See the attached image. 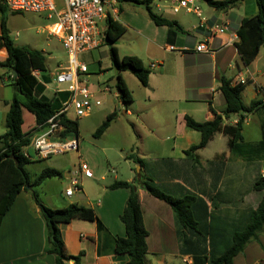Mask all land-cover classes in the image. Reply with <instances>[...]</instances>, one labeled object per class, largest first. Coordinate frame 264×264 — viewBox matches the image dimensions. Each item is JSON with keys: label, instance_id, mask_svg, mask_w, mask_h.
Listing matches in <instances>:
<instances>
[{"label": "crops", "instance_id": "0c3cea01", "mask_svg": "<svg viewBox=\"0 0 264 264\" xmlns=\"http://www.w3.org/2000/svg\"><path fill=\"white\" fill-rule=\"evenodd\" d=\"M116 5L118 8L117 2ZM151 7L163 17L177 21L182 29L157 25L143 5L132 10L124 9L123 5V10H118L117 17L113 18L126 27L117 41L129 34L124 42L129 51L122 54L119 43L115 46L120 56L136 55L151 69L148 84L143 85L130 71H123L121 75L132 92V101L123 103L118 90H111L109 93L113 95V105L111 103V106L108 104L100 108L102 103L84 116L93 115V125L99 127L107 115L125 106L123 113L128 118L135 117L138 122L135 126L133 123L132 129L137 132L139 142H124L116 150V146L100 147L79 133V150L76 154L51 160L46 166L37 165L46 158H31L26 168L32 179L46 168H55L63 176L47 179L34 188L26 187L17 196L0 223V264H56L54 254L49 251L48 229L41 208L34 198V190L42 203L50 208H63L77 203L92 207L97 213L104 226L102 229L95 220L80 218L60 224L66 249L70 255H81L80 264L129 262V255L114 251L116 238L126 236L121 216L129 196L126 188H111L116 181L137 183L139 186L144 223L149 231L146 264H192L193 260L191 255L180 251L182 238L179 233H187V230L177 223L175 212L167 202L150 195L139 185V179L143 176L151 178L157 187L170 195L194 194L203 198L209 209L221 217L222 221L218 223L223 227L221 232L226 234L227 239L235 229L243 225L244 214L258 205L260 196L255 199L256 194L246 195L251 187L245 191L238 186L244 178L254 184L259 176L264 175L263 156L249 160L231 151L228 136L223 133H217L206 147L197 152V161L185 153L201 140L199 131L196 134V130L187 127V115L200 122L212 120L215 117L210 109L212 105L216 112L222 114L225 124H236L238 116L226 119L223 113L226 108V99L220 89L223 77L231 79L233 85V79L238 75L247 80L242 92L247 106L259 98L264 90V48L260 49L249 65H245L236 46L240 20L257 13L255 0H240L226 9L207 4L204 9L200 7L204 21L194 12L185 9L175 12L170 6H161L157 0L152 2ZM216 27H225V32H216ZM130 36L132 41L128 40ZM200 43L207 44L212 51H197L195 47ZM171 47L174 49L171 50ZM0 52L3 56L7 55L4 47H0ZM3 74V79L0 78L1 91H4V82L10 80L5 69L0 68V75ZM40 76L38 78L43 88L39 96L48 99L56 97V88L51 94H46L50 83L42 78L41 72ZM99 85L103 84L91 87L95 89ZM9 103L0 92V105L3 104V111L0 109V136L7 130ZM60 106L61 102L58 101L57 110ZM81 119H73L78 121L79 131ZM119 119L117 115L112 122ZM263 123L264 108L245 113L242 133L246 143L259 144L263 138ZM33 127L35 119L28 129L23 125V130L27 132ZM252 128L256 136H259L254 140L245 135V130ZM112 130L110 125L96 138L102 139ZM251 132L250 136L254 133ZM147 135L155 140L173 139L170 155H162L154 150L145 156L142 136ZM207 149H211L212 153L205 156ZM109 151H115L117 157L110 156ZM133 153L144 160L143 166L128 158ZM82 160L89 164L91 174L78 173L79 190L67 196L65 191ZM66 264H75V259H70ZM233 264H264V229L247 243Z\"/></svg>", "mask_w": 264, "mask_h": 264}, {"label": "trees", "instance_id": "16d2710c", "mask_svg": "<svg viewBox=\"0 0 264 264\" xmlns=\"http://www.w3.org/2000/svg\"><path fill=\"white\" fill-rule=\"evenodd\" d=\"M118 3V10H123L124 3L143 5L149 17L157 25H167L182 29L181 25L170 20L152 10L151 4L154 0H115ZM208 5L218 9H226L235 5L240 0H205ZM257 13L254 16L244 17L240 20L237 28L239 41L236 46L241 55L243 63L249 65L258 55L261 48H264V0H255ZM8 9L0 5V47L6 49V57L0 60V68L6 69L5 74L11 78L16 93L24 97L20 99L15 95L9 103L10 107L6 114V132L0 136V223L3 216L11 209L17 196L27 186L34 188L50 178H61L62 172L55 168H46L32 179L26 166L31 159L25 156L24 149L31 143L33 134L43 128L47 121L55 114L58 101L66 98L67 94L62 93L59 97L48 99L39 96L42 91V84L34 74L35 70L44 72L47 70L46 53L43 50L19 45L11 37L7 27L6 15ZM107 27L104 30V39L110 44V58L113 66L117 70L116 88L123 103L132 101V92L124 81L121 72L130 71L143 85L148 84L151 69L143 60L136 55L120 56L114 43L125 32L126 27L109 15ZM18 73L15 77L11 70ZM4 74L0 75L3 79ZM45 78V77H44ZM43 78V79H44ZM46 81V79H44ZM47 82V81H46ZM246 84H232V80L223 77L220 89L226 99L224 116L226 119L238 116L236 124H225L222 114L210 105L215 117L209 121H196L191 116H186V125L192 130L201 133V140L198 144L192 145L185 151L188 157L197 161V152L206 147L217 133L228 136V145L231 151L247 159L264 157V123L263 138L257 145L246 143L242 133L245 113L259 111L264 108V90L259 98L253 100L249 106L245 105L242 92ZM61 100V101H60ZM33 114L35 127L25 132L23 125L25 122L24 111ZM117 117L116 112L107 115L106 119L94 132L95 137L101 136ZM57 122L65 126L63 136H79V124L77 120L68 119L62 115L56 119ZM136 164L144 165V160L133 153L128 156ZM18 161V163H17ZM139 185L150 195L167 202L175 212L177 223L187 230V233H179L181 239V253L189 254L192 257V264H233L235 257L243 252L247 243L258 236L264 229V175L259 176L253 190L261 194L258 205L251 208L244 214V223L235 229L230 236L221 232V217L215 215L207 202L194 194L183 196L170 195L157 187L151 178L143 176L139 179ZM111 188H126L129 190L128 200L121 216L126 228V236L118 237L115 241L114 251L117 254H127L130 259L127 264H146V256L149 251L147 238L149 231L145 226L141 200L138 193V184L127 181H116ZM36 202L39 204L48 229V239L50 249L54 254L56 264H66L74 258L75 264L81 263V255H70L66 249L62 238L60 224L69 223L75 218L95 220L99 228L103 224L92 207L69 204L63 208L53 209L42 203L38 193L33 192Z\"/></svg>", "mask_w": 264, "mask_h": 264}, {"label": "built area", "instance_id": "2783aa9c", "mask_svg": "<svg viewBox=\"0 0 264 264\" xmlns=\"http://www.w3.org/2000/svg\"><path fill=\"white\" fill-rule=\"evenodd\" d=\"M161 6H170L175 12L185 9L194 12L204 21V17L197 0H157ZM0 5L10 11H32L45 13L50 22L45 26L46 32L58 38L69 58L68 69L62 70L55 77V94L62 99L61 106L47 121L46 125L36 131L28 147L32 146L34 153L29 148L24 151L28 158H47L49 156L79 150L78 136H63L65 126L56 119L65 115L68 119H78L87 116L93 108L101 106L102 92H110L108 85H99L92 88L87 77L89 68L86 62L81 61V54L96 50L104 41V31L100 23L107 20L109 15H117L118 8L115 0H0ZM216 32L224 33L225 27H216ZM174 47H171L173 50ZM195 49L210 53L212 50L205 43L198 44ZM38 70L34 71L37 76ZM38 77V76H37ZM235 84H245L247 80L242 76L233 79ZM65 85V88H61ZM61 98V97H60ZM73 116V117H72ZM73 118V119H72ZM78 173L90 175L91 169L86 161H80L75 176L66 189L67 196L79 190ZM184 262H187L185 260Z\"/></svg>", "mask_w": 264, "mask_h": 264}, {"label": "rangeland", "instance_id": "374dc122", "mask_svg": "<svg viewBox=\"0 0 264 264\" xmlns=\"http://www.w3.org/2000/svg\"><path fill=\"white\" fill-rule=\"evenodd\" d=\"M197 4L199 7L203 8L207 7V4L203 0H197ZM133 6V7H132ZM138 5H134L132 3H124V9L132 10L136 8ZM141 7V6H140ZM1 16V15H0ZM6 22L7 27L10 31L11 37L15 40L16 44L19 45H28L30 47L44 50L46 53L47 59H46V65L47 70L44 72H41L42 78L46 79L48 83V89L46 90V94H51L54 88H56L55 83V77L56 75L61 72L62 70L68 69L69 66V58L66 50L63 47L62 42L54 37L49 35L46 30L44 29L45 26L50 22L49 19H47L45 13H38V12H32V11H8L6 15ZM117 17L116 15H114ZM1 21V17H0ZM100 29L101 31H104L106 29V22L100 23ZM126 37L120 39L119 41H116L114 43L118 44L120 46V53H126L128 48L124 45L125 40H127ZM129 41H132V37L130 36ZM110 44L104 39L101 46L98 47L96 50L87 52L84 54H81L79 56V59L81 61H84L87 63L89 68V76H86L89 83L91 85H98L102 83L103 85H108L110 89L113 92L117 91L116 88V80H117V70L113 66L111 58H110ZM131 53V52H127ZM6 54V53H5ZM6 56V55H5ZM5 56H3L0 52V60L4 59ZM4 57V58H3ZM6 72V69H5ZM9 79V75H7ZM37 76L41 78L40 72H37ZM4 91H1L3 93V96L6 100L11 102L15 95L17 94V97L20 99H24L22 95L19 93H16L15 87L12 84V81L8 80L4 82ZM61 88H65V85H61ZM111 92V91H110ZM111 93H102L100 96L103 98V105L100 108H104L108 104L111 106L114 104L113 95H110ZM1 111H3V104L0 105ZM125 110V106H120L117 110V115L119 116L118 121H114L111 123L113 130L108 135H105L102 139H97L93 136L92 132L95 131V129L98 127L96 125H93L92 116L90 117H82L81 123H80V136L83 138H86V140H90L96 144H98L100 147H110V146H116L114 147L116 150L119 149L118 147L122 145L124 142H129L130 140L139 142L138 134L134 129H132V125L134 123L138 124L135 117H129L123 113ZM25 115V124L24 128L28 129L31 126V123L34 122V116L27 110L24 111ZM95 119V118H94ZM105 120V119H104ZM103 120V121H104ZM102 121V120H101ZM101 122H98V124ZM175 123V122H174ZM252 131V132H251ZM253 133V128L251 130L246 129L245 135L248 139L254 140L257 139L259 136H256V133L254 132L252 136H250L249 133ZM146 134H148L147 131H145ZM196 134H198V131H195ZM75 136V134H72L71 136ZM143 137V149H144V155H148L149 153H152L151 151H158L162 155H170L171 146L173 139L169 140H163L158 139L155 140L151 136H142ZM249 144H253L252 142H248ZM137 146H135L136 149ZM29 152L34 153V149L32 146L29 147ZM77 151H69L66 153H60L55 154L52 156L47 157L45 160L39 161L37 163L38 166H46L47 163L51 162V160H56L59 158H66L67 156H72L76 154ZM110 156L117 157L115 151H109ZM156 153V152H154ZM211 149H207L205 151L204 155H210ZM263 163L261 164V166ZM238 184V183H237ZM250 185V186H249ZM253 185L250 184L248 181L244 180L241 182V185L238 187H241L242 189H246L251 187L250 190H247V196L251 194H256L255 199L257 197H261V194L257 191L253 190ZM254 199V200H255ZM240 200V197L239 199Z\"/></svg>", "mask_w": 264, "mask_h": 264}, {"label": "water", "instance_id": "95a60500", "mask_svg": "<svg viewBox=\"0 0 264 264\" xmlns=\"http://www.w3.org/2000/svg\"><path fill=\"white\" fill-rule=\"evenodd\" d=\"M11 72L14 73L15 77L18 76V73L16 72V70L12 69ZM17 163H18V161H17ZM27 187H28V186H27Z\"/></svg>", "mask_w": 264, "mask_h": 264}]
</instances>
